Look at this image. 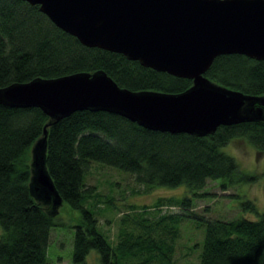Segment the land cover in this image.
Segmentation results:
<instances>
[{"label":"trees","instance_id":"1","mask_svg":"<svg viewBox=\"0 0 264 264\" xmlns=\"http://www.w3.org/2000/svg\"><path fill=\"white\" fill-rule=\"evenodd\" d=\"M95 70H103L118 86L132 91L178 93L191 84L119 53L82 45L37 5L0 0V87ZM203 75L245 94L264 95V60L222 54L213 58ZM262 111L258 121L219 125L205 136L149 130L102 110H77L49 125L45 168L62 202L80 215L73 226L70 264H85L91 249L98 264H173L170 255L178 226L171 218L178 214H164L150 224L143 205L133 218L124 215L120 220H135L142 231L136 235L121 231L115 246L99 231L96 211L85 203L94 193L85 184L91 163L127 173L148 187L183 185L192 197L204 195L199 191L208 180H221L224 190L227 183L246 176L239 162L221 148L238 138L264 153V107ZM46 121L37 107L0 104V264H47L50 229L56 223L28 191L29 150ZM191 203L190 196L182 195L157 199L153 206L187 211ZM243 205L254 210L248 200ZM127 259L134 261L126 263ZM197 264H264V210L255 219L207 220Z\"/></svg>","mask_w":264,"mask_h":264},{"label":"water","instance_id":"2","mask_svg":"<svg viewBox=\"0 0 264 264\" xmlns=\"http://www.w3.org/2000/svg\"><path fill=\"white\" fill-rule=\"evenodd\" d=\"M82 45L191 80L185 90L132 91L103 70L36 77L0 87V104L37 107L47 117L29 150L31 197L54 216L62 198L45 168L47 127L77 110H102L172 134L205 136L219 125L262 119L264 95L211 82L214 57L264 60V0H24Z\"/></svg>","mask_w":264,"mask_h":264},{"label":"rangeland","instance_id":"3","mask_svg":"<svg viewBox=\"0 0 264 264\" xmlns=\"http://www.w3.org/2000/svg\"><path fill=\"white\" fill-rule=\"evenodd\" d=\"M221 150L239 162L241 173L246 178L227 183L224 190L220 187L221 180H208L199 191L204 195L198 197H192L183 185L148 187L136 183L127 173L91 163L85 175V184L94 193L85 203L96 211L99 231L108 238L112 246H115L121 231L133 235L142 231L135 220L129 219L126 222L120 220L124 215L133 218L141 211L143 205L146 206L147 212L144 217L150 224L164 214H178L171 218L176 219L172 225L178 226L170 255L172 263L197 264L207 220H231L238 217L255 219L264 210V153L257 152L245 140L238 138L230 140ZM182 195L191 197V207L187 211H182L184 209L179 206L165 204L153 206L157 199H177ZM246 200L253 204L254 210L244 208L243 203ZM79 217L78 210L70 208L65 202L58 206L53 216L56 225L50 229L47 264H70L73 226L78 223ZM171 219L166 218V221ZM157 232V235H161V232ZM152 234L155 235L154 232ZM132 261L134 260H125L126 263ZM84 262L98 264L97 254L93 249L89 250Z\"/></svg>","mask_w":264,"mask_h":264}]
</instances>
